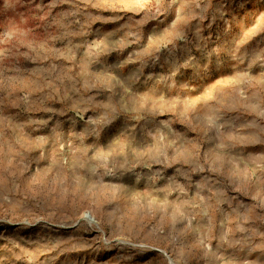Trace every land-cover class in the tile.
Returning <instances> with one entry per match:
<instances>
[{
  "label": "rangeland",
  "instance_id": "1",
  "mask_svg": "<svg viewBox=\"0 0 264 264\" xmlns=\"http://www.w3.org/2000/svg\"><path fill=\"white\" fill-rule=\"evenodd\" d=\"M0 264H264V0H0Z\"/></svg>",
  "mask_w": 264,
  "mask_h": 264
}]
</instances>
